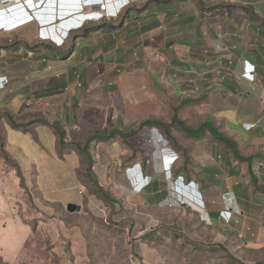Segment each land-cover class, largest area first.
Instances as JSON below:
<instances>
[{
    "label": "crops",
    "instance_id": "1",
    "mask_svg": "<svg viewBox=\"0 0 264 264\" xmlns=\"http://www.w3.org/2000/svg\"><path fill=\"white\" fill-rule=\"evenodd\" d=\"M35 1L0 0V77L7 80L0 90V123L10 128L9 120L32 123L27 129L37 133L41 148L57 156L54 127L64 132L66 143H79V148L96 135L115 133L108 141L89 144L92 171L99 179L97 151L109 155L106 169L115 173L113 186L121 194L127 188L132 197L147 189L157 172L151 160L146 165L137 157H122L120 145L153 133L158 138L161 131L137 132L134 125L149 120L170 124V106L192 131L209 121L233 143L235 153L208 133L190 137L172 126L173 140L160 136L165 142H158L160 153L166 158L169 149L183 163L174 170L172 162H162L161 169L173 180L182 177L177 186L183 194L195 188L190 196L200 198L207 219L231 207V219L252 235L250 226L256 229L264 221V0H128L116 17L71 29L60 48L39 38L43 23L37 20L1 31L16 5L27 8ZM51 4L56 23L64 11H97L96 6L80 10L78 0H50L46 7ZM65 27L62 22L54 31ZM251 67L253 81L242 76ZM152 90L159 93L154 96L158 101L144 109ZM145 145L150 153L154 150ZM194 154L205 162L195 163ZM58 158H69L74 172L83 161L68 149ZM182 193L177 196L185 198ZM196 205L192 209L198 211Z\"/></svg>",
    "mask_w": 264,
    "mask_h": 264
},
{
    "label": "rangeland",
    "instance_id": "2",
    "mask_svg": "<svg viewBox=\"0 0 264 264\" xmlns=\"http://www.w3.org/2000/svg\"><path fill=\"white\" fill-rule=\"evenodd\" d=\"M155 95L159 93L147 91L144 109L158 101ZM167 110L170 118L176 116L173 106ZM134 128L146 132L151 127L139 123ZM0 138L10 161L0 152V264H264V221H258L256 229L250 226L252 236L239 221L223 223L219 212L207 219L200 198H192L188 188L189 195L180 192V178L174 181L161 169L162 162L167 164L154 133L120 145L122 157H137L146 165L151 160L157 172L149 187L135 196L113 186L115 173L106 169L109 155H93L101 161L99 179L92 173L109 199L92 196L87 164L78 172L81 195L74 164L69 158L59 161L57 151L42 149L37 133L34 139L0 123ZM146 143L153 145L151 153ZM193 157L195 163L205 162V157ZM169 159L174 170L183 163L174 154ZM12 164L19 167L21 178ZM181 193L185 198L177 196ZM195 203L198 211L192 209ZM67 204L80 206V211L68 213Z\"/></svg>",
    "mask_w": 264,
    "mask_h": 264
},
{
    "label": "built area",
    "instance_id": "3",
    "mask_svg": "<svg viewBox=\"0 0 264 264\" xmlns=\"http://www.w3.org/2000/svg\"><path fill=\"white\" fill-rule=\"evenodd\" d=\"M49 1L50 0H36L35 3L31 5H27V8L24 7L22 3L21 6L16 5L17 7L12 12V16L7 17L9 22H6L4 23V25L1 26V31H10L12 29L25 26L26 24L35 22L37 20L39 25L43 23V25H40L38 28L39 38L43 42H46L47 44L53 45L56 48H60L63 46L65 40L67 39V35L70 33L71 29L74 30L80 29L87 21H99L104 18L116 17L120 12V10H122L124 7L128 5V0H115L112 2H110L111 0H78L79 2L78 8L80 10L84 8H91L93 6H96L97 11L88 12V13H79V10L77 9L71 11L69 10L64 11L66 14L62 15V17L60 15L59 16L57 15L56 18L59 19V21L56 23L54 4H51L53 8L46 7V3ZM51 1H56V0H51ZM45 12H49V14L47 16H44ZM1 18L2 15L0 16V19ZM45 18L46 20H44ZM62 22L66 25L65 27L66 31H61L60 29L56 28L57 30V34H56L54 31V27L55 25L59 27ZM50 29H52V32ZM49 30L51 32V35L52 34L54 35V38H49L46 35ZM253 72L254 70L251 67V69H249L247 73H243L242 76L249 81H253L254 80ZM6 83H7L6 77H0V90L4 88ZM165 159H167V157ZM178 178L182 180V177H178ZM190 190L193 191V188L191 187ZM83 191H84V187L81 186L79 193L82 195ZM180 203L184 205L185 202L181 200ZM229 208L230 207H228L227 210L223 211L228 213L229 217H225L223 215V212L220 213V217L225 222H229L231 219V215L233 214V212L229 210Z\"/></svg>",
    "mask_w": 264,
    "mask_h": 264
},
{
    "label": "trees",
    "instance_id": "4",
    "mask_svg": "<svg viewBox=\"0 0 264 264\" xmlns=\"http://www.w3.org/2000/svg\"><path fill=\"white\" fill-rule=\"evenodd\" d=\"M9 121H10V126L12 129L20 130V131L25 132V133L30 132L27 128L32 123L17 124L15 122H13L12 120H9ZM172 125L179 127L182 131H184V133L187 136H190V137L204 136L206 133H208L214 140L221 142V143H224L226 146H228L235 153L233 143L230 140L226 139L222 134L218 133V130L209 121L205 122L197 130H194V131L188 129L185 126V124L183 122L179 121L175 116L172 118V121L170 124H165V123H162L161 121H158V120H149V121H146L142 124V126L152 127V128H156V129L162 128L159 135L162 136L164 139H167V140H173L171 137V130H170V127H172ZM54 129H55V132L59 138L58 156L62 157L64 155V151L66 149L76 150L78 152L79 156L83 159V161L80 163V166L82 164H87V168L85 170V176H86L87 181L89 183H91V187L93 189L92 190V196L100 197L103 199H109L108 198L109 194L103 189L102 186H100V184L98 183L94 174L92 173V166H93L94 162L92 161L90 153H89V150H90L89 144L95 140L98 142L108 141L115 133L111 132L107 136L96 135V136H94V138L87 140L83 148H79L78 146H74L73 144L66 143L64 141V132L62 130H60L57 127H54ZM30 134L33 136L34 139L36 138L34 132H30ZM118 135H119V133H118ZM4 151H5V147L3 145L2 138H0V152H1L2 158L6 162L10 163L9 159L7 158V156L5 154L6 152H4ZM172 154H174V153L172 152ZM80 166L75 170V175H76L77 179L80 182H82V180H80V177H78V172H79ZM12 167L17 171L18 176L21 178V172H20L19 167L17 165H13V164H12Z\"/></svg>",
    "mask_w": 264,
    "mask_h": 264
},
{
    "label": "water",
    "instance_id": "5",
    "mask_svg": "<svg viewBox=\"0 0 264 264\" xmlns=\"http://www.w3.org/2000/svg\"><path fill=\"white\" fill-rule=\"evenodd\" d=\"M61 24H62V23H61ZM63 24H64V23H63ZM154 132H155V130H154ZM155 133H156V132H155ZM158 137H159V142H160V143H161V142H164V141L161 139L160 135H158ZM166 151H167V154H166L167 159L165 160V163L168 165V163L171 162V159H169V158H172L173 154H172V152H171L169 149L166 150ZM66 211H67L68 213L79 212V211H80V206L75 205V204H67V205H66Z\"/></svg>",
    "mask_w": 264,
    "mask_h": 264
},
{
    "label": "clouds",
    "instance_id": "6",
    "mask_svg": "<svg viewBox=\"0 0 264 264\" xmlns=\"http://www.w3.org/2000/svg\"><path fill=\"white\" fill-rule=\"evenodd\" d=\"M229 210H231V211H232V210H233V208H231V207H230V208H229ZM232 212H233V211H232Z\"/></svg>",
    "mask_w": 264,
    "mask_h": 264
},
{
    "label": "bare ground",
    "instance_id": "7",
    "mask_svg": "<svg viewBox=\"0 0 264 264\" xmlns=\"http://www.w3.org/2000/svg\"><path fill=\"white\" fill-rule=\"evenodd\" d=\"M51 30V32H52V29H50ZM50 30L48 31V32H50ZM51 32H50V34H51ZM53 35V34H52Z\"/></svg>",
    "mask_w": 264,
    "mask_h": 264
}]
</instances>
